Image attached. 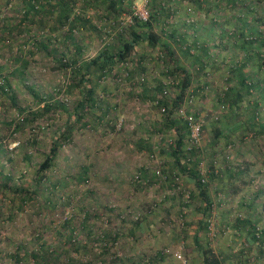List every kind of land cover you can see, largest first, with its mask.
I'll return each mask as SVG.
<instances>
[{"label": "rangeland", "instance_id": "rangeland-1", "mask_svg": "<svg viewBox=\"0 0 264 264\" xmlns=\"http://www.w3.org/2000/svg\"><path fill=\"white\" fill-rule=\"evenodd\" d=\"M244 2L245 7L254 6L257 12L239 10L243 6L232 7L231 3L222 0L218 7L215 6V12L209 11L205 16L203 13L192 11L193 7L190 5L188 10L176 12L178 19L175 22L178 31L186 34L189 31L190 35L198 36L201 40L205 38L214 40L219 36L221 23L225 30L234 28L236 30L239 24L237 17L240 15L252 14L253 17L255 14L264 15V0L252 2L251 5L249 0ZM25 3L24 0H0V21L3 19L9 27L13 26L12 23H18ZM144 3L145 0H135L134 13L142 10ZM72 8L74 11H71L70 18L74 16V12L82 17L85 15L84 19L89 17L90 23L96 24L97 29L110 23L109 20L99 17L93 8L80 10L78 2H74ZM179 14L182 15L181 20ZM127 16L124 14L119 20L127 22ZM214 17L215 25L211 22ZM56 18L55 12L46 15L45 27L37 21L30 24L28 22L30 27L28 32L14 30L11 36L8 32L3 34L0 32L2 75L7 76L9 71L20 68L24 60L27 62L23 75L8 77L9 91L4 93L0 91V164H5L4 173L12 177L11 186L33 185L32 175L44 158L54 131L65 125L68 111L72 112L73 119L77 115L73 108L81 97L80 91L68 88L72 73L68 66H59L58 61L63 59L62 61L66 62L67 58L74 57L72 56L75 51L72 44L74 41H80L83 46L82 58L92 59L111 39V37L102 39L100 31L89 26H80L76 33L72 34L71 39L68 25L63 23L56 26L54 24ZM235 18L238 19V23ZM204 20L207 23H203ZM50 23L53 24L54 30L48 32L47 26ZM191 23H195L194 26H190ZM205 24L208 27H203ZM210 25L213 29H209ZM48 36L52 38L48 49L36 46L38 38L47 41ZM187 40L192 41L188 37ZM210 43L213 46L209 50L216 55L219 48L214 46L213 41ZM144 47L145 44L138 45L136 52L145 54L148 85L154 89L155 80L152 78L156 76L161 78L162 63L156 58L160 54L158 49L150 51ZM261 50L264 53V46ZM240 55L239 50H232V44L229 49L218 53L215 64L209 65L204 71L207 78L201 76L202 81L208 82L206 90L192 96V101H187L181 106L182 109L195 114L194 117L202 124L203 132L197 150L199 170L205 178L209 169V143L213 136V128L219 126L225 130L227 124H224L222 117L230 114V107L218 97L227 87L232 86L230 81H225L227 74L224 72L227 66L225 68L222 62L228 60L226 64L230 65L232 61L239 60ZM135 58H138V55H134V59H129L131 64L116 65L114 68L116 76L114 78L108 76L98 83L96 92L101 99L99 107L92 111L86 125H81V122L77 124L80 129L74 130L72 141L65 143L56 157L53 177L74 173L83 164L90 165L88 181L84 185L78 184L80 191L87 192L86 195H77L70 203L59 205L55 209L38 210L36 208L40 201L34 205L28 203L24 210L13 216L12 221L8 220L9 206L4 204L3 222H6L2 223L0 229L1 234L10 239L5 238L1 243L6 255L3 252L4 257H0V264H40L28 254L21 260H16V263L10 256L18 246H23V250L27 248L31 250L41 243L50 246L51 250L54 248L59 250L60 244L69 233V229L65 228V221L68 218L72 219L70 227H74L73 238L79 244H87L95 251L84 259L82 250L72 249L74 259L78 262L84 259L89 264H97L96 261H100L98 264H142L150 259L156 264H182L177 258V254H180L186 259L187 264H201L202 255L199 248L201 246L210 248L215 255L225 257L223 264L241 262L251 264V260L243 251V246L250 242L252 245V240L245 232H236L234 226L237 216L247 215V206L243 204L252 198L256 199L258 205L264 201V153L256 159L247 176V184L240 187L239 191L212 192L213 203L203 219L208 224L207 229L198 228L202 216L198 210L200 207L191 197L192 182L185 173L171 167L170 157L162 152L174 143L176 139L174 128L163 126L164 111L152 100L141 95L139 84L116 81L126 77L129 70L135 72L133 77L140 72V68L134 64ZM180 59L181 64L189 69L194 65H191V59L183 57ZM255 64L252 62L245 70L254 73ZM262 75L259 77L262 78ZM97 79V73L90 76L91 82L96 83ZM196 83L194 81V84ZM167 87L169 98L175 94L176 88L172 83ZM12 95L15 96L14 101L11 99ZM258 95L256 92L253 93L254 98ZM52 101H57L60 105L55 110L43 111L44 104ZM103 110L106 111L107 121L95 122L92 117L101 115ZM174 112V117L183 120L178 108ZM29 113H36V118L31 115L26 123L17 127L19 119ZM261 116H264V109L261 110ZM188 141L189 134L186 136L187 148ZM260 149L263 152V148ZM248 153L251 159L252 155ZM157 170L160 171L159 175L156 174ZM220 185L223 183L210 181L209 187L213 189V186ZM64 190H72V187H66ZM9 194L10 191L6 193L4 199L9 198ZM242 202L246 203L241 204ZM256 210L263 212L262 206H258ZM137 221L138 227L135 226ZM258 222L261 226L264 224L263 216ZM37 228L39 229L36 230ZM110 230L120 234L111 248L116 250L118 255L113 257L106 255L96 259L98 255L96 252L102 249L104 244L102 234ZM89 231L90 234L86 237ZM242 252L246 259L243 257L240 261Z\"/></svg>", "mask_w": 264, "mask_h": 264}, {"label": "trees", "instance_id": "trees-1", "mask_svg": "<svg viewBox=\"0 0 264 264\" xmlns=\"http://www.w3.org/2000/svg\"><path fill=\"white\" fill-rule=\"evenodd\" d=\"M24 1L26 2L25 7L20 13L21 18L18 23H12L13 26L9 27L3 19L0 21V24H2L0 25V32L2 34L8 32L11 36L14 30L20 32H26L27 30L28 32V29H30L29 24L35 23V21L39 22V24L42 23L40 25L45 27L47 23L44 22V17L55 12L57 18L54 24L57 26L66 23L71 34V39H73L72 34L74 35L76 29L78 30L80 26H89L98 32L100 31V35H103L102 39L106 37H111V39L104 44L102 49L92 59L82 58L83 46L80 41H74L72 43L75 48V51L72 53L74 57L67 58L66 62H63V59L58 61L59 66H68L72 73L68 88L80 91L81 97L73 108L75 110L74 113L77 115L73 119L72 112L68 111L65 125L60 129L56 128L54 131L48 142V150L32 175L33 185L31 184V187H23L16 184H12L11 186L10 183H12L13 179L10 174L4 173L5 164H0V226L6 222H3L4 212L2 207L4 204L7 207L9 206L10 218L8 220L11 219L12 221L13 216L24 210L25 205L28 203L34 205L35 202L40 201L39 206L36 208L38 210L46 208L55 209L59 205L70 203L77 195H86L87 192L80 191L78 184L82 183L84 185L88 181L90 165L88 163L83 164L74 173L53 177V170L56 167V157L59 155L62 146L72 141L74 130L79 128L77 124L81 122V125H86L92 111L99 107L101 99L96 92L98 83L104 81L108 76L114 78L116 76V72H114L116 65L123 64L125 66L129 63L131 64L129 59H134V55H138V58H135L134 64L140 68V72L133 77L135 72L129 70L126 77L116 81L139 84L141 86V95L145 99L154 101L156 96L166 86L165 77L171 79L172 85L176 88L175 94L169 98L165 96L158 100L156 106L160 110L164 109L162 124L163 126L174 128L176 139L168 149H164L162 152L170 157L172 163H169V165L173 166L178 172L185 173L192 182L193 193L191 197L194 202H197L198 207H200L198 210L202 216L199 220L198 228L206 227L207 229L208 224L203 219L207 211L211 209L213 203L212 192L228 190L232 191L231 193H236L239 191L240 187L247 184V176L250 173L251 167L256 163V159L260 154L264 153V116H261V110L264 109V53L261 50L264 46V32H262V28H264V15L255 14L254 17L252 14L250 16L246 14L240 15L237 17L239 24H237L236 30L235 28L233 30H225L221 23L219 36L214 38V40L210 38L201 40L198 39V36H194L192 41L188 42V34L178 31L175 22L178 19L176 18V12L188 10V7L191 5L193 7L192 11L203 13L206 16L209 11L215 12V6L218 7L222 0H216V2L214 0H146L145 7L148 17L145 20L134 14L135 0ZM244 1L246 0H226V2L231 3L232 7L243 6L239 10L247 9L249 13L257 12L253 8L254 6H251V8L245 7ZM249 1H251V5L252 2L262 0ZM74 2H78L80 10L93 8L99 17H103V20H109L110 23L104 25L101 29H97L96 24L90 23L89 17H87L88 19H84L85 15L82 17L78 15L79 13L74 12V16L70 18L71 11H74L72 8ZM124 14L130 16V21L122 22L119 20ZM181 16V14L178 15L180 20ZM248 16L249 18H247ZM213 19L211 22L215 25L216 17ZM238 19L236 20L237 23ZM203 23H207V21L204 20ZM194 24L191 23L190 26H194ZM203 27L208 26L205 24ZM209 29H213V27L210 25ZM51 30L54 29L53 24L50 23L47 26V31L50 32ZM51 41L52 38L48 36L47 41H44V38H38L35 43L39 48L48 49ZM210 41H213L214 46L219 48V54L224 49H229L230 44H232V50H239L241 55L239 60L232 61L230 65L226 64L228 60L222 62L225 68L227 66L224 72L227 74L225 81H230L232 86L227 87L218 97L221 102L230 107V114H225L222 117L224 118V124H227L225 130L219 126H214L213 128V136L209 143V169L206 171L207 178H205L199 170L200 160L197 148L192 147L188 149L186 146V136L189 134L186 121L179 120L173 115L175 114L174 110L183 106V103H187L191 96L206 90L208 82L206 80L202 81L201 76L202 78H207V74L204 71L209 65L215 64V57L218 55V53L212 55V52L209 50L213 46H211ZM140 44H145L144 48L150 51L158 49L160 54L156 58L162 63L161 78L159 76L152 78V80H155L154 89H151V86L148 85L145 54H138L136 52V47ZM191 48L193 49L192 51ZM181 57L191 59V65L194 64L192 68L189 69L187 66L181 64ZM252 62L256 63V71L254 73L251 72V74L245 69ZM26 64L27 62L24 60L20 68H14L15 70L9 71L7 76L2 75L0 72V91L3 93L7 90L9 91L8 77L18 74L23 75L27 68ZM2 68L0 65V71ZM94 73H97L98 77L96 83L90 81V76ZM261 74H263L262 78L259 77ZM251 76L252 78H250ZM194 81L197 83L194 84ZM255 92L259 94L257 98L253 97V93ZM11 99L14 101L15 96L12 95ZM41 101H43L42 98ZM261 101L263 102L260 103ZM59 105L60 103L58 104L57 101L46 102L43 111L49 112L50 110H55ZM105 113L106 111L103 110L101 115H94L92 118L97 123L107 121ZM31 115L36 118V113L26 114L22 119H19L17 127H21L26 123ZM229 130L231 131L228 132ZM140 144H142V141ZM260 147L263 148V152ZM248 152L252 155L251 159L248 157ZM7 162L9 163V160ZM210 181L223 183V185L213 186L212 189L209 187ZM238 182L240 183L238 184ZM69 186L72 187V190H64V188ZM9 191L11 192L9 194L10 197L4 199L6 193ZM5 200L8 202H5ZM243 203L246 202H242L241 204ZM243 205L247 206V215L245 217L237 216L234 228L236 232H245L252 240V245L250 242V244L243 246V251L246 257L251 260V264H264V224L261 226L258 222L262 216L264 220V201L258 205L256 199L252 198L251 201ZM258 206H262L263 212L256 210ZM71 223V218L65 221V228L69 229V233L60 244L59 250H55V248L51 250L50 246H46L44 243L37 245L36 248L32 247L31 250L29 248L23 250V246H18L17 250L10 257L15 263L17 262L16 260H21L28 254L40 264L41 262L42 264H89L84 259L91 252L95 251L87 244H79L73 238L74 227H70ZM136 223L135 226L138 227V221ZM34 227L36 228L35 225ZM82 227L84 228L83 224ZM89 234L90 231L86 233V237ZM102 235L104 244L103 248L96 252L98 253L96 259L106 255L110 257L118 255L117 251L111 248L113 242H115L114 240H117L120 234L114 230H110L108 232L104 231ZM5 238L9 237L1 234L0 229L1 258L4 257L1 243ZM199 248L202 255L201 264H223L225 257L215 255L210 248L201 246ZM72 249H75V251L82 250L84 259L80 262L75 260V256L71 252ZM4 254L6 255L5 252ZM241 256L240 261L243 260V252ZM237 257L239 258V255ZM244 259L246 258L244 257ZM151 261L149 259L142 262V264H156ZM96 263L98 264L100 261H96Z\"/></svg>", "mask_w": 264, "mask_h": 264}, {"label": "built area", "instance_id": "built-area-1", "mask_svg": "<svg viewBox=\"0 0 264 264\" xmlns=\"http://www.w3.org/2000/svg\"><path fill=\"white\" fill-rule=\"evenodd\" d=\"M134 14L138 15L139 18L145 20L148 17V12H147V9L145 7V3L142 7V10H140L139 12L134 13ZM127 21H130V16H127ZM192 50L193 49L191 48V51ZM165 83H166V86L162 89L161 93L159 95H157L156 99L153 101L155 104H157L158 100L169 95V89H167L168 88L167 85L172 83V81H171V79L168 78L165 81ZM190 101H192V96H191V98H189L188 102H190ZM163 110L164 109L162 108V111ZM178 112L183 117V120L186 121L187 126H188V130H189L188 149L192 148V147L197 148L199 141L201 139V136H202V132H203L201 122L194 117V114L182 109V107L178 109ZM156 174L159 175L160 171L157 170ZM177 258L180 259L182 264H187L186 259H184L180 254H177Z\"/></svg>", "mask_w": 264, "mask_h": 264}, {"label": "crops", "instance_id": "crops-1", "mask_svg": "<svg viewBox=\"0 0 264 264\" xmlns=\"http://www.w3.org/2000/svg\"><path fill=\"white\" fill-rule=\"evenodd\" d=\"M187 36H188V38H190V39H193V37H194V36L190 35L189 31H188V35H187ZM205 37H206V36H205ZM206 39H208V38H206ZM212 51H213V50H212ZM213 53H214V52H213ZM213 53H212V55H213Z\"/></svg>", "mask_w": 264, "mask_h": 264}]
</instances>
